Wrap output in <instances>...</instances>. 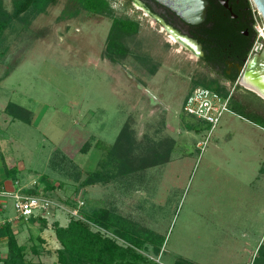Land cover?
<instances>
[{"label":"rangeland","instance_id":"rangeland-1","mask_svg":"<svg viewBox=\"0 0 264 264\" xmlns=\"http://www.w3.org/2000/svg\"><path fill=\"white\" fill-rule=\"evenodd\" d=\"M67 1L58 0L27 23L16 21L0 43V158L4 152L6 165L14 168L10 175L23 184L36 181L38 191L64 205L48 215L49 225L67 224L76 217L70 210L84 201L85 208L110 207L154 230L165 239L160 255L147 253L155 264L180 258L252 264L264 242V121L231 109L212 129L184 111L193 80L212 76L192 51L135 3L117 0V13L139 20L140 30L126 37L129 55L115 63L105 55L112 19L82 12L60 20ZM5 4L13 9V0ZM152 64L155 74L148 72ZM235 94L244 99L242 89ZM10 101L30 110L32 121L6 112ZM252 108L264 114L263 102ZM128 121L139 139L174 138L171 159L107 184L80 187L77 171L83 178L103 156L97 143L113 144ZM86 141L91 146L84 152ZM42 174L55 189L43 188ZM3 199L7 208L1 207L0 220L14 226V198ZM28 224L16 227L27 256L57 264L53 228ZM34 245L46 253L35 254ZM6 252V240L0 239V257Z\"/></svg>","mask_w":264,"mask_h":264},{"label":"trees","instance_id":"trees-1","mask_svg":"<svg viewBox=\"0 0 264 264\" xmlns=\"http://www.w3.org/2000/svg\"><path fill=\"white\" fill-rule=\"evenodd\" d=\"M57 2L58 0H13V9L9 10L5 0H0V43L4 40L6 31L16 21L27 23L30 17L47 12L48 8ZM116 2L117 0H68L59 19L73 18L82 12L98 19L111 18L112 25L108 34L105 55L111 61L121 63L129 55L126 37L139 32L140 21L127 15H119L115 6ZM132 2L133 0L124 1L126 5ZM246 3L253 18L255 5L252 0H246ZM199 26L206 34L205 38L198 39L205 50V61L211 73L215 54L218 50L231 48L230 43L238 40L240 33L233 30L231 16L218 0H209L207 19ZM251 47L252 42L249 41L244 50L245 58L248 57ZM156 71L157 65L152 64L148 72L155 74ZM9 73L10 71H7L5 75H9ZM237 77L236 75L232 80L236 81ZM197 86L214 89L224 96L229 93L218 79L208 74H200L193 80L192 89ZM229 106L236 112L244 111L260 116L264 121V114L256 112L254 108L242 102V99H239L236 94L230 98ZM5 111L13 118H19L26 122L32 121L31 111L15 102L10 101L6 105ZM175 144V139L170 136L156 140L145 134L139 139L132 124L129 121L125 122L113 144L106 145L101 141L97 143L104 151L97 168L88 172L83 178L81 172L77 171L75 178L80 187L110 183L122 176L169 161ZM90 146V141H86L81 150L87 152ZM57 154L58 151H55V156ZM63 159L71 160L67 155H64ZM53 166L59 167V163L53 160ZM40 183L43 184L46 191L56 187L46 174L40 176ZM38 190L39 185L26 189L28 193H38ZM78 208L81 217H72L65 225H62L58 220L49 225L47 217L41 215L28 219L29 223L39 220L42 230L49 227L54 229L59 242V247L55 250L57 264H155L147 253L151 251L155 255H160L163 251L164 238L154 230L140 225L115 209L106 206L93 208L79 206ZM0 239L6 240L7 244L6 255L0 257L2 264H46L43 261L32 260L27 256V244L19 242L17 231L11 222L6 221L0 225ZM40 240L42 243L45 242L43 238ZM43 251H40L36 245L33 246L35 254H42ZM44 252L46 253V251ZM47 253L50 252L47 251ZM175 264L197 263L180 258L176 260ZM252 264H264V242L258 247Z\"/></svg>","mask_w":264,"mask_h":264},{"label":"flooded vegetation","instance_id":"flooded-vegetation-1","mask_svg":"<svg viewBox=\"0 0 264 264\" xmlns=\"http://www.w3.org/2000/svg\"><path fill=\"white\" fill-rule=\"evenodd\" d=\"M141 1L144 4V8H141L142 10H150L152 15H149L151 17L155 15L162 19V21L156 20V22L167 31L170 37L172 36V33L165 27V25L172 27L175 31L183 36H186L187 38L189 36L197 40L201 45L200 54H197L192 49L188 48V45H182L181 42H177L171 37L177 44L181 45L187 51L188 49L192 51L198 57V60L201 62V64L208 68V64L205 61V50L202 43H200L198 39L206 37L204 30L199 26L201 23L195 25L188 24L170 8L160 4L155 0ZM218 1L223 5L225 10L229 12L233 22V30L236 33L239 32L240 34L238 33V40L230 43L231 48L229 47L224 48L223 50H218L217 54H215V58L213 60L214 62L212 64L214 66L211 70V75L218 79V81L227 88L229 92L228 95L231 94V97L235 94V92H239L242 89V93L244 94V99H242V102L247 103L250 107H253L256 101L259 102V104H262V102L264 104V100L256 93L244 87H239L240 85H238L236 82L237 79L236 81L232 80L236 75L239 76L240 67L246 60V58L243 56L246 44L249 41L252 42V47L250 49L251 53V50L257 41L255 19L253 20L254 17L252 18L250 15L246 0H223L226 1L227 6L222 2V0ZM250 53L248 57L250 56Z\"/></svg>","mask_w":264,"mask_h":264},{"label":"built area","instance_id":"built-area-1","mask_svg":"<svg viewBox=\"0 0 264 264\" xmlns=\"http://www.w3.org/2000/svg\"><path fill=\"white\" fill-rule=\"evenodd\" d=\"M259 12L256 7H253L255 29L257 31V41L255 42L251 53L260 51L263 48L264 42V21L261 22L256 15ZM260 14V13H259ZM261 16V14L259 15ZM261 18V17H260ZM262 39L261 43L259 42ZM230 97L231 94L224 96L220 92L204 87L197 86L193 88L186 96L184 100V111L190 115H194L201 118L212 125L214 129L220 122L223 114L226 111H230ZM32 187L37 186L34 181ZM15 187L11 191L3 189L0 194L4 196H11L14 198V206L17 212L16 219L28 220L32 216H44L48 218V215L53 210L60 208L64 209L62 203L54 200L53 198L44 194L43 191L38 193H28L26 188L21 185L19 180L15 181ZM79 206L84 204V201H79ZM70 212L76 217H81L78 208L71 209ZM10 221H14L11 220ZM2 222H0V225Z\"/></svg>","mask_w":264,"mask_h":264},{"label":"water","instance_id":"water-1","mask_svg":"<svg viewBox=\"0 0 264 264\" xmlns=\"http://www.w3.org/2000/svg\"><path fill=\"white\" fill-rule=\"evenodd\" d=\"M160 4L170 8L188 24H200L207 19L209 0H155ZM255 7L261 14L264 21V0H252ZM222 2L227 6L226 1ZM135 5L144 8L141 0H133ZM146 12L152 15L150 10ZM153 19L162 21L161 18L153 15ZM165 27L176 37L177 41L183 45H188L195 53H201V45L192 37L188 38L175 31L172 27ZM237 84L256 93L264 100V46L260 51L252 53L246 58L240 67V74Z\"/></svg>","mask_w":264,"mask_h":264},{"label":"crops","instance_id":"crops-1","mask_svg":"<svg viewBox=\"0 0 264 264\" xmlns=\"http://www.w3.org/2000/svg\"><path fill=\"white\" fill-rule=\"evenodd\" d=\"M13 169H14L13 167H9L8 165H6V161H5V158H4V152H2V158H0V191L3 190V189H6L7 191H11L15 187L14 186L15 185V181L18 180L20 177L18 175H15V174L13 176L10 175V172ZM32 182H34V180H32L31 182H27V183L25 182V184H23L20 181V183L25 185V186H30L28 184H31ZM26 189H29V188H26ZM4 197H6V196L0 194V209H1V207L3 209L7 208V203L3 199ZM4 218H6V217H4ZM16 220H17L16 222L14 221L15 222L14 223L15 229H16L17 226L26 225L27 223H29L28 220H23V219H21V220L16 219ZM1 221H3V220L1 219L0 222ZM39 223H40L39 220H37L35 223H29L28 225L34 226L35 224H39ZM49 228H46V229H49ZM46 229H44V230L46 231ZM50 229H52V228H50ZM52 230H54V229H52ZM54 235H55V239H56V241L58 243L57 247H55L57 249L59 247V242H58V240L56 238L55 231H54ZM42 236H44V235H42ZM55 250H54V253H55Z\"/></svg>","mask_w":264,"mask_h":264},{"label":"bare ground","instance_id":"bare-ground-1","mask_svg":"<svg viewBox=\"0 0 264 264\" xmlns=\"http://www.w3.org/2000/svg\"><path fill=\"white\" fill-rule=\"evenodd\" d=\"M175 41H177L176 37L172 34L171 36ZM178 42V41H177ZM183 45V44H182Z\"/></svg>","mask_w":264,"mask_h":264}]
</instances>
